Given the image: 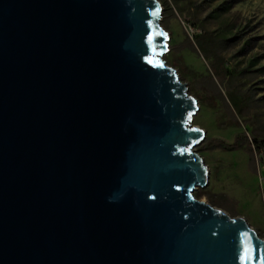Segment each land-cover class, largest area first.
<instances>
[{
  "label": "water",
  "instance_id": "95a60500",
  "mask_svg": "<svg viewBox=\"0 0 264 264\" xmlns=\"http://www.w3.org/2000/svg\"><path fill=\"white\" fill-rule=\"evenodd\" d=\"M160 0H0V264H264L210 169Z\"/></svg>",
  "mask_w": 264,
  "mask_h": 264
},
{
  "label": "rangeland",
  "instance_id": "374dc122",
  "mask_svg": "<svg viewBox=\"0 0 264 264\" xmlns=\"http://www.w3.org/2000/svg\"><path fill=\"white\" fill-rule=\"evenodd\" d=\"M169 32L162 58L188 83L199 109L192 124L205 131L195 147L210 169L195 197L243 217L264 240V0H160ZM227 151L217 140L233 144Z\"/></svg>",
  "mask_w": 264,
  "mask_h": 264
},
{
  "label": "trees",
  "instance_id": "16d2710c",
  "mask_svg": "<svg viewBox=\"0 0 264 264\" xmlns=\"http://www.w3.org/2000/svg\"><path fill=\"white\" fill-rule=\"evenodd\" d=\"M245 141H248V138L245 134H239L236 137V140L233 144H228L224 140H217L214 142V145H217L218 147H222L223 149L227 151H232L235 149L240 148ZM253 145L258 149L260 152H264V139H253Z\"/></svg>",
  "mask_w": 264,
  "mask_h": 264
}]
</instances>
